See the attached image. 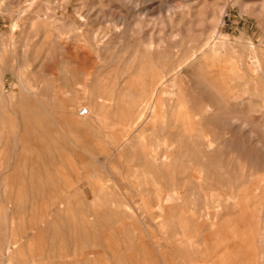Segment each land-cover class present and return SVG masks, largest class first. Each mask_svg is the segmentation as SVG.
I'll use <instances>...</instances> for the list:
<instances>
[{
  "label": "rangeland",
  "instance_id": "rangeland-1",
  "mask_svg": "<svg viewBox=\"0 0 264 264\" xmlns=\"http://www.w3.org/2000/svg\"><path fill=\"white\" fill-rule=\"evenodd\" d=\"M263 146L264 0H0V264H264Z\"/></svg>",
  "mask_w": 264,
  "mask_h": 264
},
{
  "label": "bare ground",
  "instance_id": "bare-ground-1",
  "mask_svg": "<svg viewBox=\"0 0 264 264\" xmlns=\"http://www.w3.org/2000/svg\"><path fill=\"white\" fill-rule=\"evenodd\" d=\"M220 22H221V21H220ZM221 23L223 24V22H221ZM248 43H249V40H248ZM249 44H250V43H249ZM249 44H248V45H249ZM252 46H253V45H252ZM252 46H250V47H252ZM212 48H213V47H212ZM214 49H215V48H214ZM209 53H211V52L209 51ZM178 64H179V63H178ZM177 66H178V65H177ZM213 66H214V64L212 65V67H213ZM179 67H180V66H179ZM176 68H177V67H176ZM176 68H175V69H176ZM177 77H178V76H177ZM180 77H181V76H180ZM178 79H179V77L177 78V80H178ZM181 80H182V78H181ZM181 80L179 79V81H181ZM179 83H181V82H179ZM170 84H171V83H170ZM172 84H173V87H174L175 84H174V83H172ZM179 85H180V84H179ZM179 85H178V87H179ZM173 87H172V88H173ZM175 88H176V87H175ZM182 88H183V87H182ZM25 89H27V88H25ZM178 89H179V88H178ZM180 89H181V85H180ZM172 90H173V89H172ZM168 91H169V90H168ZM181 91H182V90H181ZM187 91H188V87H187ZM187 91H185V92H187ZM168 93H169V92H168ZM172 93H173V92H172ZM201 93H202V92H201ZM173 94H174V93H173ZM187 94H188V92H187ZM170 95H171V93H169V96H170ZM178 95H179V94H178ZM183 96H184V95H183ZM183 96H182V97H183ZM191 96H192V95H191ZM184 97H185V96H184ZM6 98H7V97H6ZM174 98H175V97H174ZM174 98H171V100H173ZM190 98H192V97H190ZM180 99H181V97H180ZM183 99H184V98H183ZM176 100H177V99H176ZM191 100H192V99H190L189 102H191ZM31 101H32V100H31ZM174 102H175V101H174ZM186 102H188V101H186ZM38 104H39V103H38ZM69 105H70V104H69ZM181 105H183V103H181ZM181 105H179V107H180ZM189 105H190V104H189ZM183 107H184V106H183ZM185 107L188 108L187 105H186ZM185 107H184V109L186 110ZM192 107H193V106H192ZM208 107H209V105H208ZM69 109H70V108H69ZM81 110H82V109H81ZM81 110H80V111H81ZM86 110H87V109H86ZM66 111H67V109H66ZM66 111H65V112H66ZM72 111H73V110H72ZM80 111H79V116H80V117L86 118V117L89 116V111H88V110H87V115H86V116H81V115H80ZM57 114H58V113H57ZM65 114H67V112H66ZM191 114H192V113H191ZM22 115H23V114H22ZM47 115H50V114L47 113ZM70 115H71V114H70ZM185 115H187V113H186ZM17 116H18V115H17ZM19 116H20V115H19ZM43 116H44V115H43ZM66 116H67V115H66ZM54 117H56V116H54ZM72 117H73V116H72ZM194 117H195V116H194ZM46 118H47V123H48L49 116L46 117ZM64 118H65V117H63L62 119H64ZM62 119H60L61 122H62ZM36 120H37V118H36ZM40 120L42 121V119H40ZM63 121H64V120H63ZM34 122H35V121H34ZM55 122H56V121H55ZM59 122H60V121H59ZM59 122H58V124H59ZM61 122H60V123H61ZM67 122H68V127L70 128V132L72 133L73 130H74V129L76 128V126L78 125V123H77V121L74 120L73 118L70 119V120L67 121ZM79 122H80V121H79ZM36 123H37V122H36ZM45 123H46V122H45ZM49 123H50V122H49ZM63 123H64V122H63ZM30 124H31V123H30ZM30 124H29V125H30ZM50 124H51V123H50ZM54 125H55V124H54ZM66 125H67V124H66ZM80 125H81V124L78 125V128H79ZM182 125H184V124L182 123ZM185 125H186V124H185ZM20 126H21V124H20ZM47 126H48V125H47ZM47 126H46V127H47ZM33 127H34V126H33ZM46 127H45V126H44V127H42V126L40 127V126H39L40 129H41V128H46ZM48 127H50V126H48ZM48 127L46 128L47 130H48ZM61 127H62V126H61ZM185 127H186V126H185ZM80 128H81V127H80ZM37 129H38V127H37ZM62 129H63V127H62ZM76 129H77V128H76ZM77 130H79V129H77ZM183 130L185 131V129H183ZM186 130H187V129H186ZM19 131H20V129H19ZM33 131H34V130H33ZM37 131H38V130H37ZM55 131H56V129H55ZM48 132H49V131H48ZM39 133H40V132H39ZM39 133H38V134H39ZM62 133L66 134V136H67L69 139H71L70 136L72 137V134L67 133V132H64V130H63ZM36 134H37V133H36ZM53 134H54V133H53ZM26 135H27V133H26ZM44 135H45V133H44ZM50 136H51V135H50ZM24 137H25V136H24ZM24 137H23V138H24ZM26 137H27V136H26ZM45 137H46V135H45ZM67 137H65V138H67ZM23 138H22V140H23ZM29 138H31V137H29ZM50 138H51V137H50ZM190 138H191V137H190ZM39 139H40V138H39ZM57 139H58V138H57ZM73 139H74V138H73ZM172 139H173V138H172ZM174 139H175V136H174ZM208 139H209V138H208ZM29 140H30V139H29ZM47 140H48V142H49V136L47 137ZM191 140H192V139H191ZM25 141H27V140H25ZM62 141H63V140H62ZM62 141H61V143H62ZM70 141H71V140H70ZM167 141L169 142L168 139H167ZM213 141H214V140H213ZM20 142H21V140H20ZM20 142H19V143H20ZM32 142H33V140H32ZM35 142H36V140H35ZM51 142H52V140H51ZM51 142H50V143H51ZM53 142H54V141H53ZM71 142H72V141H71ZM209 142H211V140H210ZM30 143H31V142H30ZM159 143H160V142H159ZM165 143H166V142H165ZM175 143H177V141L174 142V144H175ZM215 143H216V142H215ZM20 144H21V143H20ZM167 144H169V143H167ZM21 145H22V144H21ZM64 145H65V144H64ZM159 145H160V144H159ZM177 145H178V144H177ZM217 145H218V144H217ZM217 145L215 146L216 148H217ZM262 145H263V144H262ZM262 145H260V146H262ZM28 146H29V145H28ZM36 146H37V145H36ZM36 146H35V147H36ZM51 146H52V145H51ZM160 146H162V144H161ZM171 146H172V145H171ZM174 146H175V145H174ZM178 146H180V145H178ZM202 146H203V144H202ZM209 146H210V145H209ZM263 147H264V146H263ZM37 148H38V147H37ZM39 148H40V147H39ZM166 148H167V147H166ZM166 148H165V150H166ZM175 148H176V147L172 148V150H174ZM193 148H194V147H193ZM197 148H198V146H197ZM203 148H204V147H203ZM261 148H262V147H261ZM30 149H31V147H30ZM211 149H212V148H211ZM214 149H215V148H214ZM45 150H46V149H45ZM165 150H164V151H165ZM170 150H171V149H170ZM170 150H169V151H170ZM175 150H177V149H175ZM178 150H179V147H178ZM181 150H182V149H181ZM181 150H180V152H181ZM199 150H200V149H199ZM202 150H203V149L201 148L200 151H202ZM205 150H206V149H204V151H205ZM263 150H264V149H263ZM19 151H20V150H19ZM55 151H56V150H55ZM200 151H199V152H200ZM210 151H211V150H210ZM213 151H214V150H213ZM32 152H33V151H32ZM32 152H30V153L32 154ZM56 152H58V151H56ZM134 152H135V151H134ZM170 152H171L172 155H174L173 153H175V152H173V151H170ZM183 152H184V151H183ZM183 152H182L181 154H183ZM30 153H29V156L31 155ZM165 153H166V152H165ZM208 153H209V152H208ZM212 153H214V152H212ZM260 153H261V152H260ZM54 154H55V153H54ZM177 154H178V153H177ZM186 154H188V153L186 152ZM200 154H201V153H200ZM202 154H203V153H202ZM219 154H220V152H219ZM263 154H264V153H263ZM25 155H26V154H25ZM40 155H41V154H40ZM165 155H166V154H165ZM196 155H197V154H196ZM205 155H206V154H205ZM210 155H211V152L209 153V156H210ZM215 155H216V154L214 153V156H215ZM217 155H218V153H217ZM32 156H33V155H32ZM133 156H134V155H133ZM182 156H183V155H182ZM212 156H213V154H212ZM212 156H211V157H212ZM165 157H166V156H165ZM171 157H172V156H171ZM171 157H170V158H171ZM173 157H175V159H176V156H173ZM183 157H184V156H183ZM194 157H195V156H194ZM206 157H207V155H206ZM211 157H210V159L213 158V157H212V158H211ZM260 157H261V156H260ZM26 158H27V156H26ZM33 158H34V157H33ZM60 158H61V157H60ZM134 158H135V156H134ZM186 158H187V157H186ZM189 158H190V157H189ZM189 158H187V159H189ZM216 158H217V157H216ZM261 158H262V157H261ZM173 159H174V158H173ZM190 159H192V157H191ZM200 159L203 160V159H204V156H203V158H200ZM24 160H25V159H24ZM195 160H196V159H194V161H195ZM202 160H201V162H202ZM204 160H205V159H204ZM188 161H189V160H188ZM190 161H192V160H190ZM196 161H197V160H196ZM196 161H195V162H196ZM209 161H210V160H209ZM214 161H215V159H214ZM165 162H166V161H165ZM175 162H178V160L175 161ZM186 162H187V160H186ZM197 162H198V161H197ZM210 162H212V161H210ZM16 163H17V162H16ZM166 163H167V162H166ZM166 163H164V164H166ZM171 163H172V162H171ZM173 163H174V162H173ZM164 164H163V166H161V167L164 168V166H165ZM169 164H170V162H169ZM195 164H196V163H195ZM210 164H212V165L215 167V169H217V168H216L217 165L215 166L216 162H215V164H213V162L210 163ZM210 164H209V165H210ZM218 164H219V163H218ZM145 165H146V164H145ZM192 165H193V163H192ZM166 166H167V165H166ZM171 166H173V165H171ZM171 166L169 167V170L172 169ZM174 166H175V165H174ZM179 166H180V165H179ZM218 166H220V164H219ZM176 167H177V166H176ZM183 167H184V163H183ZM189 167H190V166H189ZM192 167H193V166H192ZM194 167H195V165H194ZM196 167H198V165H197ZM200 167H201V166H200ZM18 168H19V167H18ZM62 168H63V167H62ZM145 168H146V166H145ZM148 168H149V167H148ZM180 168H182V167H180ZM201 168H202V167H201ZM204 168H206V166H205ZM204 168H202V169L204 170ZM210 168H211V166H210ZM210 168L208 167L207 170L209 171ZM11 169H12V168H11ZM149 169H150V168H149ZM149 169H148V170H149ZM164 169L166 170V167H165ZM164 169H163L162 172H164ZM146 170H147V168H146ZM193 170H194V168H193ZM207 170H206V171H207ZM150 171H151V169H150ZM175 171H177V168H175ZM181 171H182V170H181ZM206 171H204V173H205ZM171 172H172V171H171ZM173 172H174V170H173ZM173 172H172V173H173ZM179 172H180V171H179ZM198 172H200V171H198ZM148 173H149V172H148ZM151 173H154V172L152 171ZM164 173H165V172H164ZM174 173H175V172H174ZM196 173H197V172H196ZM201 173H202V172H201ZM208 173H209V172H208ZM26 174H27V173H26ZM143 174H144V176L146 177L147 174L145 175L144 172H143ZM149 174H150V173H149ZM205 174H206V173H205ZM209 174H210V173H209ZM227 174H228V173H227ZM152 175H153V174H152ZM178 175H179V174H178ZM197 175H198V173H197ZM206 175H207V174H206ZM141 176H142V174H141ZM208 176H209V175H208ZM208 176H206V178H207ZM94 177H96V176L94 175ZM147 177H148V176H147ZM164 177H165V176H164ZM187 177H189V175H188ZM139 178H140V177H139ZM141 178H142V177H141ZM193 178H194V177H193ZM210 178H211V177H210ZM1 179H2V178H1ZM18 179H19V178H18ZM97 179H98V177H97ZM143 179H144V178H143ZM201 179H202V178H200V180H201ZM203 179H204V178H203ZM208 179H209V178H208ZM163 180H164V179H163ZM165 180H166V179H165ZM191 180H192V179H191ZM195 180H196V179H195ZM31 181H32V180H31ZM154 181H155V180H154ZM189 181H190V180H189ZM203 181H204V180H203ZM207 181H208V180H207ZM231 181H232V180H231ZM231 181H230V182H231ZM143 182H144V181H143ZM173 182H174V180H173ZM193 182H194V181H193ZM199 182H200V181H199ZM209 182H210V184H212L211 181H209ZM227 182H228V181H227ZM6 183H8V181H7ZM43 183H44V181H43ZM139 183H140V182H139ZM141 183H142V182H141ZM151 183H152V182H151ZM156 183H157V182H156ZM171 183H172V182H171ZM202 183H203V182H202ZM204 183H205V182H204ZM10 184H11V183H10ZM10 184H9V185H10ZM83 184H84V183H83ZM174 184H175V182H174ZM210 184L208 183L207 186H209ZM30 185H31V184H30ZM157 185H158V184H157ZM201 185H202V184H201ZM201 185H200V186H201ZM230 185L233 186L234 184H232V182H231ZM7 186H8V185H7ZM7 186H6V188H9V189H10V187H9V186L7 187ZM26 186H27V185H26ZM210 186H211V185H210ZM210 186H209V187H210ZM36 187H37V185H36ZM36 187H35V188H36ZM149 187H150V186H149ZM197 187H198V186H197ZM212 187H213V186H212ZM6 188H5V189H6ZM35 188H34V189H35ZM84 188H85V187H84ZM144 188H145V186H144ZM146 188H147V187H146ZM200 188H201V187H200ZM213 188H214V187H213ZM1 189H2V188H1ZM9 189H8V191H9L10 194H11L12 190L10 191ZM27 189H28V188H27ZM154 189H156V188H154ZM13 190H14V189H13ZM25 190H26V189H25ZM36 190H38V189H36ZM36 190H35V192H36ZM84 190H85V189H83V191H84ZM86 190H87V189H86ZM147 190H149V189L147 188L146 191H147ZM151 190H152V189H151ZM200 190H202V189H200ZM209 190H210V189H209ZM6 191H7V190H5V194H6ZM87 191H88V190H87ZM143 191H145V189H144ZM149 191H150V190H149ZM178 191H179V190H178ZM3 192H4V190H3ZM31 192H33V189L31 190ZM35 192H34V193H35ZM90 192H91V191H90ZM125 192H126V191H125ZM36 193H39V192H36ZM175 193H176V192H175ZM200 193H201V192H200ZM207 193H208V192H207ZM211 193H212V191H211ZM211 193H210V194H211ZM234 193L236 194V192H234ZM8 194H9V193H8ZM10 194H9V195H10ZM24 194H25V193H24ZM26 194H27V191H26ZM95 194H96V193H95ZM97 194H98V193H97ZM102 194H103V193H102ZM144 194H145V193H144ZM152 194H153V192H151V195H152ZM170 194H172V193L170 192ZM170 194H169V195H170ZM173 194H174V193H173ZM179 194H180V193H179ZM184 194H185V193H184ZM203 194H204V193H203ZM210 194H208V195H210ZM235 194H234V195H235ZM3 195H4V193H3ZM11 195H12V196H15L16 194L13 195V192H12ZM40 195H42V194H41V190H40ZM69 195H70V194H69ZM80 195H81V194H79V196H80ZM90 195H91V194H90ZM100 195H101V193H100ZM148 195H150V192H149ZM231 195H232V194H231ZM66 196H67V195H65V197H66ZM70 196H71V195H70ZM85 196H86V195H85ZM97 196H99V195H96V197H97ZM153 196H154V195H153ZM155 196H156V195H155ZM232 196H233V195H232ZM241 196H242V195H241ZM241 196H240V197H241ZM6 197H7V196H6ZM6 197H5V198H6ZM27 197H28V196H27ZM38 197H39V196H38ZM67 197H68V196H67ZM71 197H72V196H71ZM96 197H95V198H96ZM101 197H102V196H101ZM156 197H157V196H156ZM175 197H176V195H175ZM175 197L172 198V199H175ZM209 197H210V196H209ZM209 197H208V199H209ZM238 197H239V196H238ZM242 197H243V196H242ZM0 198H1V197H0ZM3 198H4V196H3ZM63 198H64V197H63ZM63 198H62V199H63ZM86 198H87V197H86ZM86 198H85V199H86ZM93 198H94V197H93ZM147 198H148V197H147ZM149 198H150V197H149ZM149 198H148V200H149ZM157 198H158V197H157ZM225 198H226V197H225ZM230 198H231V197H230ZM232 198H233V197H232ZM232 198H231L230 200L234 202V200H233ZM70 199H71V198H70ZM151 199H152V197H151ZM154 199L156 200V198H154ZM163 199H164V198H163ZM167 199H168V198H167ZM183 199H184V198H183ZM205 199H207V198L205 197ZM210 199H211V198H210ZM214 199H215V198H214ZM236 199H237V198H236ZM2 200H4V199H1V201H2ZM11 200H12V199H11ZM14 200H15V199H14ZM64 200H65V198H64ZM93 200H94V199H93ZM100 200H101V199H100ZM102 200H103V199H102ZM106 200H107V199H106ZM155 200H154V201H155ZM5 201H6V200H5ZM94 201H95V200H94ZM98 201H99V200H98ZM110 201H111V199H110ZM158 201H159V200H157V202H158ZM6 202H8V201H6ZM151 202H153V201H151ZM151 202H150V203H151ZM236 202H237V201H236ZM246 202H247V201H246ZM64 203H65V202H62V203H60V204H64ZM91 203H92V202H91ZM95 203H96V201H95ZM134 203H135V202H134ZM153 203H154V202H153ZM195 203H196V202H195ZM1 204H2V203H1ZM11 204H13V202H12ZM162 204H163V203H162ZM162 204H161V205H162ZM183 204H184V203H183ZM188 204H189V203H188ZM188 204H187V205H188ZM230 204H231V203H230ZM230 204H229V206H230ZM235 204H236V203H235ZM5 205H6V204H5ZM15 205H16V204H15V202H14V207H16ZM94 205H95V204H94ZM155 205H156V206H159V205H157V204H155ZM180 205H181V204H180ZM189 205H190V204H189ZM189 205H188V206H189ZM46 206H47V205H46ZM60 206H61V205H60ZM162 206H163V205H162ZM168 206L170 207V206H172V204H171V205H167V206H165V207L168 208ZM174 206H175V205H174ZM174 206H173V207H174ZM188 206H187V208H188ZM227 206H228V205H227ZM227 206H226V207H227ZM7 207H8V205H7ZM10 207H11V206H10ZM19 207H20V204H19ZM19 207H18V208H19ZM159 207H160V206H159ZM123 208H124V207H123ZM123 208H122V210H123ZM127 208H128V207H127ZM129 208H130V207H129ZM131 208H133V207H131ZM161 208H162V207H161ZM236 208H237V207H236ZM10 209H11V208L7 209V211L10 210ZM16 209H17V207L15 208V210H16ZM23 209H24V208H23ZM58 209H59V210H60V209L62 210V211H61V215H62V213L64 214L63 218L66 219V220H65V219H64V220L67 222V228H68V225H69L68 223H69V221H70V219H71V217H69V216H70L69 214H70L71 211H69V208H66V209H65V207H64V208L59 207ZM140 209H141V208H140ZM15 210H14V211H15ZM136 210H137V208H136ZM136 210H135V213H136ZM177 210H178V209H177ZM177 210H176L175 207H174V210L172 209V213L175 211L174 214L176 215V213L178 212ZM193 210H194V209H192V211H193ZM196 210H198V209H196ZM199 210H200V209H199ZM213 210H214V209H213ZM220 210H221V209H220ZM14 211H13L12 213H14ZM128 211H129V210H128ZM131 211H132V210H131ZM166 211H167V210H166ZM176 211H177V212H176ZM185 211H186V210H185ZM217 211H218V209H217ZM15 212H17V211H15ZM19 212H20V211H19ZM54 212L56 213V210H55ZM143 212H145V210H144ZM164 212H165V211H164ZM167 212H171V210L169 209V211H167ZM223 212H224V211H223ZM6 213L8 214V212H6ZM26 213H27V212H26ZM26 213L24 212V214H26ZM112 213H113V212H112ZM139 213L141 214L142 211H139ZM149 213H150V212H149ZM189 213H190V212H189ZM208 213H209V212H208ZM210 213H211V212H210ZM7 214H5V215H7ZM27 214H28V213H27ZM91 214H92V213H91ZM91 214H89V215H91ZM140 214H138L139 217H140ZM142 214H143V213H142ZM142 214H141V217H142ZM150 214H151V213H150ZM159 214H160V212H159ZM159 214H157V215H159ZM164 214H165V213H164ZM168 214H170V213H168ZM168 214L166 215L167 218H166V217H165V218H166V219H169V218L172 219L173 216L168 217ZM77 215H79V214H77ZM127 215H128V214H127ZM132 215H134V214L132 213ZM143 215H144V214H143ZM161 215H162V214H161ZM178 215H179V214H178ZM9 216H10V214H9ZM21 216H22V213H21ZM152 216H153V214H152ZM154 216H155V214H154ZM159 216H160V215H159ZM216 216H217V215H216ZM78 217H79V216H78ZM147 217H148V216H147ZM150 217H151V216H150ZM171 217H172V218H171ZM211 217H212V215H211ZM8 218H9V217H8ZM10 218H11V217H10ZM30 218H31V217H30ZM49 218H50V217H49ZM69 218H70V219H69ZM76 218H77V217H76ZM89 218H90V217H89ZM91 218H92V221L95 220V217H94L93 215L91 216ZM216 218H217V217H216ZM220 218H222V217H220ZM12 219H13V217H12ZM47 219H48V218H47ZM54 219H55V218H54ZM74 219H75V218H74ZM170 219H169V221H170ZM212 219H215V218H212ZM217 219H218V218H217ZM7 220H8V219H7ZM32 220H34V219H32ZM183 220H184V219H183ZM183 220H182V221H183ZM205 220H206V219H205ZM208 220H209V219H208ZM215 220H216V219H215ZM8 221H9V220H8ZM8 221H7V222H8ZM71 221H72V220H71ZM79 221H80V220H79ZM165 221H166V220H165ZM188 221H189V220H188ZM194 221H195V220H194ZM202 221H203V220H202ZM219 221H220V219H219ZM54 222H55V220H54ZM59 222H60V221H59ZM62 222H64V221H62ZM75 222H76V221H75ZM170 222H171V224L173 223V221H170ZM170 222H168V223H170ZM175 222H176V221H175ZM185 222H186V221H185ZM190 222H191V220H190ZM49 223H50V222H49ZM60 223H61V222H60ZM71 223H72V222H71ZM4 224H5V223H4ZM4 224H3V225H4ZM8 224H9V223H8ZM27 224H28V223H27ZM56 224H57V223H56ZM73 224H74V223H73ZM79 224H80V223H79ZM93 224H94V222H93ZM173 224H174V223H173ZM219 224H220V223H219ZM14 225H15V224H14ZM20 225H21V224H20ZM28 225H29V224H28ZM49 225H50V224H49ZM58 225L60 226L61 224H58ZM146 225H147V224H146ZM175 225H177V224H175ZM186 225H187V223H186ZM4 226H6V225H4ZM7 226H8V225H7ZM40 226H41V227H40L41 230L38 229V230H40V232L37 231L36 235L33 234V238H39V237L41 236V234H42V232H43L42 230L45 228L46 224H42V225L40 224ZM76 226H77V224H76ZM76 226H75V228H76ZM140 226H141V225H140ZM199 226H200V225H199ZM0 227H1V226H0ZM15 227H16V226H15ZM22 227H23V226H22ZM54 227H55V226H54ZM94 227H97V226L94 225ZM168 227H169V226H168ZM16 228H17V227H16ZM18 228H19V227H18ZM57 228H58V227H57ZM61 228H62V226H61ZM71 228H72V225H71ZM173 228H174V227H173ZM7 229H8V227H7ZM49 229H50V228H49ZM51 229H52V228H51ZM51 229H50V230H51ZM63 229H64V227H63ZM65 229H66V227H65ZM77 229H78V228H77ZM79 229H80V228H79ZM138 229H139V228H138ZM177 229H179V228H177ZM185 229H186V228H185ZM191 229H192V226H191ZM207 229H208V228H207ZM207 229H205V230H203V231H206ZM209 229H210V228H209ZM26 230H27V228H26ZM66 230H67V229H66ZM189 230H190V229H189ZM5 231H6V229H5ZM63 231H64V230H63ZM69 231H71V230H69ZM72 231H73V230H72ZM77 231H78V230H77ZM114 231H115V230H114ZM177 231H178V230H176L175 233H177ZM201 231H202V229H201ZM44 232H45V231H44ZM44 232H43V233H44ZM54 232H55V231H54ZM54 232H53V233H54ZM64 232H65V231H64ZM75 232H76V229H75ZM78 232H79V231H78ZM178 232H179V231H178ZM21 233H22V232H21ZM186 233H187V231H186ZM3 234H5V233L3 232ZM3 234H2V235H3ZM45 234L47 235L48 233L45 232ZM45 234H44V235H45ZM64 234H65V233H64ZM68 234H69V233H68ZM81 234H82V233H81ZM83 234H84V233H83ZM85 234H86V233H85ZM85 234H84V235H85ZM105 234H106V233H105ZM191 234H192V233H191ZM212 234H213V233H212ZM78 235H79V233H78ZM110 235H114V234H110ZM25 236H26V235H25ZM51 236H52V235H51ZM105 236H106V235H105ZM182 236H183V235H182ZM186 236H187V234H186ZM188 236H189V235H188ZM1 237H2V236H1ZM1 237H0V238H1ZM8 237H9V236H8ZM13 237H14V236H13ZM19 237H20V236H19ZM43 237H44V236H43ZM74 237H75V236H74ZM78 237H79V236H78ZM78 237H76V238H78ZM189 237H191V236H189ZM215 237H216V236H215ZM50 238H51V237H50ZM62 238H63V236H62ZM104 238L106 239V237H104ZM115 238H117V237H115ZM183 238L185 239V236H183ZM1 239H2V238H1ZM78 239H79V238H78ZM107 239H108L109 241L111 240V239H109L108 237H107ZM107 239H106L105 241H108ZM184 239H183V240H184ZM8 240H9V239H8ZM36 240H37V239H36ZM36 240H35V242H36ZM44 240H45V239H44ZM56 240H57V239H56ZM87 240H88V239H87ZM87 240H85V241H87ZM117 240H119V237H118ZM123 240H124V239H123ZM123 240H122V241H123ZM6 241H7V240H6ZM6 241H5V240H4V241L2 240V241H1V244H2V242L5 243ZM41 241H43V240H41ZM186 241H187V239H186ZM24 242L26 243V241H24ZM45 242H47V241L45 240ZM49 242H50V241H49ZM78 242H79V241H77L76 245L78 244ZM80 242H81V241H80ZM90 242H91V241H90ZM111 242H112V241H111ZM113 242H114V241H113ZM188 242H189V241H188ZM7 243H8V242H7ZM11 243H12V242H11ZM25 243H24V244H25ZM36 243H37V242H36ZM43 243H44V242H43ZM64 243H65V242H64ZM108 243H109V242H108ZM134 243H135V242H134ZM184 243H185V242H184ZM22 244H23V242H22ZM22 244H21V245H22ZM30 244H31V243H29V245H30ZM61 244H62V243H61ZM66 244H67V243H66ZM115 244H116V243H115ZM188 244H189V243H188ZM21 245H18V244H16V243L13 244V245H10V246L8 247L6 253H14L15 251H17V247H18V246H21ZM57 245H60V244H57ZM57 245H56V246H57ZM73 245H74V244H73ZM88 245H89V244H88ZM92 245H93V244H92ZM129 245H130V244H129ZM184 245H185V244H184ZM30 246H31V245H30ZM56 246H55V247H56ZM130 246H131V245H130ZM130 246H128V248H129ZM32 247H34V246H32ZM80 247H81V245H80ZM83 247L86 249L85 246H83ZM83 247H82V248H83ZM91 247H92V246H91ZM111 247H112V246H111ZM176 247H177V246H176ZM186 247H187V246H186ZM186 247H185V249H186ZM190 247H191V246H190ZM2 248H3V247H2ZM5 248H6V247H5ZM44 248H47V247L44 246ZM71 248H73V246L70 247V249H71ZM101 248H102V246H101ZM18 249H19V247H18ZM28 249H29V248H28ZM52 249H53V247H52ZM104 249H105V247H104ZM118 249H119V248H118ZM173 249H174V247H173ZM176 249H177V248H176ZM30 250H31V249H29V251H30ZM32 250H33V248H32ZM44 250H45V249H44ZM49 250H50V249H49ZM49 250H46V251L49 252ZM86 250H87V249H86ZM88 250H89V249H88ZM101 250H102V249H101ZM124 250H125V249H124ZM177 250H178V249H177ZM177 250H175V251H177ZM57 251H59V250H57ZM73 251H74V250H73ZM99 251H100V250H99ZM113 251H114V249H113ZM25 252H26V251H25ZM44 252H45V251H44ZM68 252H69V251H68ZM78 252H79V250H78ZM105 252H107V250H105ZM126 252H127V251H126ZM187 252H189V251H187ZM187 252H186V253H187ZM109 253H110V252H109ZM123 253H124V252H123ZM145 253H146V252H145ZM179 253H180V252H179ZM32 254H33V252H32ZM36 254H37V253H36ZM12 255H14V254H12ZM63 255H64V254H63ZM115 255H116V254H115ZM21 256H22V255H21ZM56 257H57V256H56ZM6 259H7V258H6ZM135 259H136V258H135ZM16 261H17V260H16ZM148 263H149V261H148Z\"/></svg>",
  "mask_w": 264,
  "mask_h": 264
},
{
  "label": "built area",
  "instance_id": "built-area-1",
  "mask_svg": "<svg viewBox=\"0 0 264 264\" xmlns=\"http://www.w3.org/2000/svg\"><path fill=\"white\" fill-rule=\"evenodd\" d=\"M81 116H86L87 115V110L84 108L80 111Z\"/></svg>",
  "mask_w": 264,
  "mask_h": 264
}]
</instances>
